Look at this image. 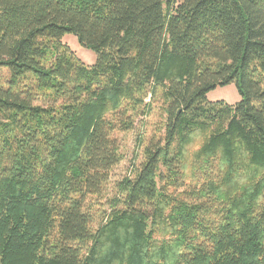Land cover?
<instances>
[{
	"label": "trees",
	"instance_id": "trees-1",
	"mask_svg": "<svg viewBox=\"0 0 264 264\" xmlns=\"http://www.w3.org/2000/svg\"><path fill=\"white\" fill-rule=\"evenodd\" d=\"M156 96L93 228L114 134ZM0 264H264V0H0Z\"/></svg>",
	"mask_w": 264,
	"mask_h": 264
},
{
	"label": "rangeland",
	"instance_id": "rangeland-1",
	"mask_svg": "<svg viewBox=\"0 0 264 264\" xmlns=\"http://www.w3.org/2000/svg\"><path fill=\"white\" fill-rule=\"evenodd\" d=\"M60 40L86 65H93L95 63L96 53L88 47L81 46L74 34L66 33ZM158 94H161L160 89L157 92ZM148 97L145 101L148 100ZM239 99L240 95L234 83L218 86L207 95V100L212 102L221 100L234 104ZM145 110L144 114L135 115L134 127L131 130L116 132L114 134L118 140L121 159L111 168L101 193L97 196H89L85 204L86 208L93 215V228H97L103 219H105L115 198L119 197L118 184L126 176H132L136 166L142 161L144 146L161 126L164 115L159 107L157 96Z\"/></svg>",
	"mask_w": 264,
	"mask_h": 264
}]
</instances>
